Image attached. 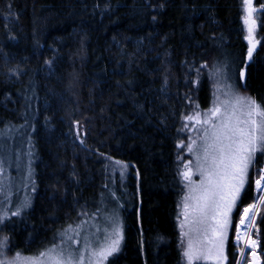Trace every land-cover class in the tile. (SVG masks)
I'll return each mask as SVG.
<instances>
[{"label":"trees","instance_id":"trees-1","mask_svg":"<svg viewBox=\"0 0 264 264\" xmlns=\"http://www.w3.org/2000/svg\"><path fill=\"white\" fill-rule=\"evenodd\" d=\"M256 13L249 58L241 0H0V160L36 149L31 205L0 223L6 254L39 250L104 197L123 230L106 264H183L184 118L210 104L224 73L264 103ZM110 160L128 164L122 184ZM253 197L249 180L235 216ZM254 223L264 264V205ZM231 233L224 264L236 259Z\"/></svg>","mask_w":264,"mask_h":264},{"label":"snow or ice","instance_id":"snow-or-ice-1","mask_svg":"<svg viewBox=\"0 0 264 264\" xmlns=\"http://www.w3.org/2000/svg\"><path fill=\"white\" fill-rule=\"evenodd\" d=\"M245 15L243 17L245 25L248 26V39L250 47L248 49L249 58L255 48L252 43L253 32L256 20L254 13L257 8L253 6V0H243ZM264 8V5H261ZM243 71L241 77L243 78ZM225 102L224 111L221 106H214L208 112L203 114L202 123L209 127L204 131L203 160L205 164H200L197 171L201 174V181L194 185L189 194L184 199L182 215L184 220L180 224L181 229L188 227L189 232H195L203 236V241H198L194 249L193 241L189 239L188 248L184 252L189 264L193 259L215 258L217 264H221L227 257L224 255V240L226 239V230L230 223L229 215L232 208L236 205L241 191L244 189L250 167L255 166L257 153L264 154V106L257 104L252 98L236 97L231 102ZM185 119L195 120L201 123V114L196 116L189 115ZM215 121V122H214ZM187 127V125H185ZM195 143V141H193ZM188 151H192L191 145ZM198 161L200 157H197ZM117 163H120L117 161ZM206 165V166H205ZM187 167V166H186ZM259 179L255 180V188L264 191V169L260 170ZM185 180L191 181L190 171L183 173ZM188 201L192 203L189 204ZM258 204L264 205V195L258 198ZM259 212L257 204H251L243 209L240 224L249 222V227H255V217ZM19 211L12 215H18ZM251 214V215H250ZM0 223H3V217H0ZM115 239L104 247L94 248L88 259V264H94L93 258L102 264L108 256L119 250L122 236L119 228L114 230ZM189 232H184L188 236ZM237 239H240L238 236ZM7 237L0 240V249L6 246ZM207 246V247H205ZM87 245L85 250L87 251ZM246 247L252 248V261L250 264H258V257L255 252L257 241L249 237L246 241ZM215 256L213 257V250ZM66 248H59L54 245L47 252L40 253V257H21L19 253L13 258V261H22L23 264H41L40 258L45 257L49 264H84V256H75L68 252V257L64 256ZM79 251L78 249L76 250ZM241 256L246 255L244 249L240 250ZM0 264H5L0 261Z\"/></svg>","mask_w":264,"mask_h":264},{"label":"rangeland","instance_id":"rangeland-1","mask_svg":"<svg viewBox=\"0 0 264 264\" xmlns=\"http://www.w3.org/2000/svg\"><path fill=\"white\" fill-rule=\"evenodd\" d=\"M242 1V13L243 17L245 15L244 10V3ZM257 3L256 0H253V6L256 7ZM258 11V10H257ZM257 17V13H254V19ZM244 23V20H243ZM258 25V22L256 21L255 25H253L254 32H253V39L252 43L256 45L259 44L262 37L258 35L256 31V27ZM245 35L248 36V26L245 25ZM248 40V39H247ZM248 47H250L249 41H248ZM255 49V48H254ZM253 53V52H252ZM234 77L229 74H222L218 77V79L214 82V91L212 95V100L210 104L203 109L200 110H194L192 112H189L185 115V117L192 115L196 116L197 113L201 114V123H197L195 120H187L184 118V124H183V135L182 139L179 144L180 148V171L183 178V194L179 202V211H178V227L180 231V247L182 249V262L183 264H189V261L187 257L184 256V252L188 248V241L191 239L193 241L194 249L197 246L198 241H203V236L201 234H197L195 232H189L188 227H185L184 229H181L180 224L184 220V217L182 215L183 212V205H184V197L189 194L190 189L194 185H198L202 179L200 172L197 171L200 164H205V161L203 160L204 155V146H205V139L204 137V131L206 128H208V125H204L202 123L203 120V114L208 112L210 115L209 110L212 109L214 106L220 105L221 111H224V104L225 102H229L228 107L230 108L231 102L235 100L236 97H244V98H252L248 93L244 92L243 89H240L238 87L236 81L233 79ZM257 104L264 106V103H260L259 101L255 100ZM215 122V121H214ZM187 125V127H185ZM29 140V135L26 136V140ZM195 141V143H193ZM18 143L15 142V146ZM11 145V143H9ZM19 145V144H18ZM191 145L192 151H188V146ZM18 147V146H16ZM15 148V147H14ZM22 148V144H21ZM12 149L8 147L7 150L9 151L8 154H6V157L4 159L0 160V217H9L12 215L13 212L19 211V214L16 216H19L23 213L24 210H26L31 202L33 193L36 190V183L33 177V164L35 163V155H36V149L35 146L32 145L30 149L25 152V154H22L20 152H12ZM28 148L26 147V150ZM14 151V150H13ZM259 153H257L258 155ZM261 154V153H260ZM197 157H200V160L198 161ZM3 158V157H2ZM118 160H110L109 165L111 171L118 173L119 175V182L120 184L123 183L124 180H126V175H128V164L119 161L120 163H117ZM187 166V167H186ZM206 166V165H205ZM264 169V154H262L261 158V164L259 167H250L248 172V178L246 180L245 187L249 183V180L252 181L253 184V190H254V197L252 201L247 205L251 204H257L260 208V205L258 204V198L261 195H264V191L256 190L255 188V180L259 179L260 170ZM185 171H190L191 173V181L185 180L183 177V173ZM257 172L254 174V172ZM126 174V175H125ZM244 187V189H245ZM243 189V190H244ZM243 190L241 191V194L243 193ZM240 194V196H241ZM240 198V197H239ZM239 198L237 200L236 205L232 208V211L229 215L230 223L226 230V239L224 240V255L226 256V241L229 237V234L231 233L232 236L235 235V232L237 230V226L240 224L241 215L243 214V209L247 206L240 207L237 212V217L235 216L236 209L238 207ZM110 200L107 198L105 199L103 197L101 202V207L98 211V213H92L87 214L83 213L79 215V217L74 222H69L62 226V228L59 229V231L56 232L54 236V232H51L47 235V241L52 240L50 243H47L39 250L32 252V253H20V252H14V253H7L6 254V246L3 249H0V261H4L5 264H23L22 261H13V258L16 256L17 253L20 254L21 257L27 258H36L40 257V253L47 252L48 249L53 248L54 245L59 246V248H66L68 251L64 252V256L68 257V252H72L75 256H84V264H88V259L91 251L94 248L97 247H104L107 244L111 242L112 239H115V232L114 230L116 228H119L120 234L123 237V230H122V221L119 216V214L116 212V208L110 207L111 205L108 203ZM189 204H191V201H188ZM31 205V204H30ZM258 214V213H257ZM256 214V217H257ZM255 217V219H256ZM233 220L235 221L233 223ZM255 222V221H254ZM246 235L247 239L249 237L254 240L252 233L254 227H249V222L246 220ZM234 226V227H233ZM184 232H189L188 236H184ZM5 238V237H4ZM3 238V239H4ZM2 239V240H3ZM122 240V239H121ZM121 240L119 244V249L121 246ZM246 241L244 246V251L246 255L241 258V262L239 264H250L252 261V248L246 247ZM87 247V251L85 250V246ZM207 247V246H205ZM79 250L78 252L76 250ZM119 251V250H118ZM117 251V252H118ZM115 252V253H117ZM255 252L258 257V264H261V260L259 257V254L255 248ZM113 253L112 255H114ZM108 256L106 260L102 262V264H106L109 257ZM215 256V249L213 250V257ZM237 256L234 264H237ZM41 264H49V261L45 257L40 258ZM94 264H99L98 261L93 258ZM207 262L211 264H217V261L215 258H210L207 260L200 259L196 260L193 259L191 261V264L194 262ZM226 260L222 261L221 264H224ZM75 264V262H74Z\"/></svg>","mask_w":264,"mask_h":264},{"label":"built area","instance_id":"built-area-1","mask_svg":"<svg viewBox=\"0 0 264 264\" xmlns=\"http://www.w3.org/2000/svg\"><path fill=\"white\" fill-rule=\"evenodd\" d=\"M261 5H264V0H261L260 3H259V5H258V7H257V9L259 11L264 12V8H261ZM246 224L247 223H245L244 225L239 224L237 226V230H236L235 235L233 236V239H232V243L234 245L235 252L238 254V257H239V259L237 260V264H239L241 262L242 256H241L240 250L242 248L244 249L245 241L247 239V235H246ZM239 226H242L243 233H240ZM238 236L240 237V239H237Z\"/></svg>","mask_w":264,"mask_h":264},{"label":"bare ground","instance_id":"bare-ground-1","mask_svg":"<svg viewBox=\"0 0 264 264\" xmlns=\"http://www.w3.org/2000/svg\"><path fill=\"white\" fill-rule=\"evenodd\" d=\"M239 228H240V233H243L242 226H239Z\"/></svg>","mask_w":264,"mask_h":264},{"label":"water","instance_id":"water-1","mask_svg":"<svg viewBox=\"0 0 264 264\" xmlns=\"http://www.w3.org/2000/svg\"><path fill=\"white\" fill-rule=\"evenodd\" d=\"M242 71L244 72V68H242L241 71H240V78H241V72H242Z\"/></svg>","mask_w":264,"mask_h":264}]
</instances>
